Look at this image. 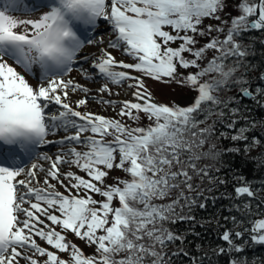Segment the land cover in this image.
Masks as SVG:
<instances>
[{"label":"snow or ice","instance_id":"1","mask_svg":"<svg viewBox=\"0 0 264 264\" xmlns=\"http://www.w3.org/2000/svg\"><path fill=\"white\" fill-rule=\"evenodd\" d=\"M22 5L25 0H6L0 9V264H171L172 257L190 256L182 248L186 237L165 224L195 221L192 209L206 208L207 200L198 202L186 192L203 197L211 188L202 189L192 181H215L211 173L220 171L216 164L222 163L221 157L240 152L211 142L215 123L199 125L213 115L222 120L223 109L236 97L224 100L220 93L247 84L245 75H236L251 68L247 57L252 45L243 36L264 32V0H238L233 5L238 14L222 21L229 25L224 38L211 37L199 48L196 35L224 32L220 26L208 25L206 30L200 26L206 18L221 20L227 0H38L35 8L25 6L26 11H40L38 18L10 14ZM101 20L109 26L107 48L120 50L132 62L117 60L101 47L91 61V75L102 79L97 89L101 95H112L111 86L131 81L127 88L132 98L121 101L117 113L131 124L78 111L87 105L86 97L77 100L75 108L67 102L69 89L89 91L64 77L79 60L87 59L78 55L86 45L103 44V36L95 38ZM209 50L217 55L201 66ZM34 67L39 68L38 75ZM190 68L197 71H181ZM259 79L264 80V74ZM148 80L176 83L195 95L185 105L159 103ZM239 94L252 96L253 91L241 87ZM255 94L264 95V89L257 88ZM98 102L116 108L114 101ZM53 104L59 106L57 112L51 111ZM230 113L232 141H242L245 153L252 146H264L259 137L247 135L250 125L236 128L238 108ZM141 114L149 121L145 126H139ZM60 132L64 135L58 140L48 139ZM51 144L60 146L54 156L37 153ZM30 160L47 161L49 167L39 163L28 167ZM200 160L215 163L198 167ZM62 165L69 170L62 171ZM114 170L130 179L111 176ZM40 172L45 173L42 180ZM109 179L115 183H107ZM239 179L244 183L235 188L236 197L253 198L251 185L244 177ZM157 199L170 202L153 203ZM245 231L247 242L264 246L262 218L236 232L235 240L230 230L225 231L221 239L228 251H244L235 241L242 240ZM69 233L92 252L85 253L70 241ZM177 241L179 251L164 252ZM225 251L219 248L216 254ZM230 264L248 262L233 258Z\"/></svg>","mask_w":264,"mask_h":264},{"label":"trees","instance_id":"2","mask_svg":"<svg viewBox=\"0 0 264 264\" xmlns=\"http://www.w3.org/2000/svg\"><path fill=\"white\" fill-rule=\"evenodd\" d=\"M238 2L234 0L233 3H227L223 13H220L222 17L236 16L238 13L233 9V5ZM230 14V15H228ZM229 25H220L224 28L223 36L226 35ZM213 28H215L213 26ZM224 38V37H223ZM223 38H220L221 40ZM195 39H199L195 36ZM245 42L252 45L251 52L247 57V63L251 65V68L244 73L241 69L236 75H245L247 84L245 85H232L228 90L220 93L221 98L227 100L231 97L236 99L229 105V108H224L225 116L223 119H218L213 115L205 124L199 125L200 128L207 127L209 124L215 123L216 134L211 142L217 144L218 148H239L240 152L235 151L227 153L221 157L222 163L216 164V167L220 168L219 172L212 171V175L216 177L215 181H209L207 178L200 181L196 178L192 181L194 185H199L200 188H211V191H205L203 197H200L197 192H186L188 196H196L198 202L207 200V207L200 209L194 207L191 214L196 217L195 221H183L175 224L166 223L165 226L170 228L174 233L186 237L182 248L188 252L190 256H175L171 259V264H190L194 261V264H230L233 258L240 261H247L248 264H264V246L254 245L249 242V233L244 232L242 240H236V243H241L244 246L242 253H236L234 251H228L226 242L221 239L222 234L225 231L230 230L233 233V239L235 240V233L238 231H244L251 225L254 220L264 218V146H252L247 153L243 150V142H235L231 140V135L235 133V129H229L228 123L234 117L230 113L231 108H238L239 115L235 117L237 120L236 128H242L250 125V130L247 132L249 137H259L261 141H264V95L258 97L254 94V91L264 89V80L259 77L264 73V47L260 43L264 40V32L250 31L243 36ZM197 43L196 47L199 48L205 43ZM217 55L214 50H209L205 54L204 60H202L201 66L205 65L208 60ZM195 72V71H190ZM205 80L210 77H204ZM241 87H248L253 91L252 97L241 96L239 89ZM141 120L139 126H145L149 123L146 117L141 114ZM122 122L131 124L130 121L124 119ZM255 121L252 125L251 122ZM137 126V125H132ZM220 133H224L223 137H220ZM110 139V138H109ZM204 150H207L205 148ZM186 154L182 156V159H186ZM258 158V159H253ZM197 163L198 167H203L205 164H213L215 162L211 160H200ZM173 170H176L174 168ZM191 172V170L189 169ZM115 177H121L123 179H130L124 172L116 170ZM240 177H244L251 185L255 196L248 198L242 196L236 197L235 188L244 181L240 180ZM219 180L227 181L224 184H220ZM112 183L115 181L112 180ZM176 191L172 192V197L176 196ZM94 199L100 200L101 197H95ZM170 200H154L153 203L165 204ZM179 211V209H177ZM187 209L185 213L187 214ZM68 239L73 242L75 237L67 234ZM179 241L175 244H169L164 248V252L173 253L179 251ZM219 248H225L226 251L223 255H217ZM85 253H89L83 250ZM90 254V253H89Z\"/></svg>","mask_w":264,"mask_h":264},{"label":"rangeland","instance_id":"3","mask_svg":"<svg viewBox=\"0 0 264 264\" xmlns=\"http://www.w3.org/2000/svg\"><path fill=\"white\" fill-rule=\"evenodd\" d=\"M233 2H234V0H227V3H233ZM36 3H37V0H34V2L32 4L30 3V1L25 0V5L21 6V8H23L22 9L23 11H20V10L19 11H12V12H10V14L14 15L17 19H36L41 14L40 11H31V12H29V11L25 10V6L29 7V5H30L31 8H35ZM5 4H6V0H0V9L4 8ZM230 18L231 17H229V16L228 17H222L221 20L207 19L206 18V19H204L202 21V24H201L200 27L202 29L206 30L208 25H212L214 27H217V26H220V25H226V24H223L222 21H224V20H229L230 21ZM105 23L106 22H104L102 20L98 22V27H97L96 33H95L96 36H99V35L101 36V33L99 34V32H100L99 30L102 27V25H104ZM165 30L166 31H171V29H169V28H166ZM82 31H81V35H86V33L84 31L83 32ZM217 36L219 38H223L224 37L221 33H218L216 31H213L210 35H205V36L196 35V37L199 39L198 40L199 43H204V42L208 41L211 37H217ZM178 43L179 42H177V44H174L172 46L176 47V46H178ZM110 50H111V54L113 56H115V58L117 60H123V61L129 62V63L132 62L131 58L128 57V56H125L120 50L111 49V48H110ZM184 55L187 56V53H185ZM189 58H191V57H189ZM88 65H89L88 62L87 63H85V62L77 63L74 66V70L71 73H69L66 77H64V79H66V80L67 79H71V80L74 81V83H78L80 85L82 83L86 84V85L97 84L100 87L102 82H103L102 79L99 76L93 77L91 75V73H93L94 70L91 67L87 68L86 66H88ZM83 67H84V69H83ZM81 69H83L84 71H81ZM17 70L22 72V69H19L18 67H17ZM33 71L37 75L39 74V68L38 67H34ZM181 71H184L185 73H187V72H190V71H197V69L190 68V69L181 70ZM22 74H23V72H22ZM86 74H87V78H86ZM133 74L134 75H138L136 73H133ZM25 75L29 79L30 83L35 84V79L32 76H29L27 74H25ZM128 83H131V81H126L122 86H111L112 93H113L112 95H108V94L101 95L100 93L97 92V90H92L91 93H90L92 95H88L87 93H84L82 91H72L71 89H69V95H70V92L72 91V92L81 93L82 94V98H85V97L87 98V100H88L87 105L79 108V110L81 112L90 111V112H93V113H96V114H99V115H102V116H106V117H110V118L114 117L116 119H120V120L124 121V118L119 117L117 115V113H118L119 108L121 106L120 102L123 101V100H127V99H131L132 98L131 95H130L132 90L127 88V84ZM147 83H148V87L151 89L153 95L155 96L156 101L159 102V103L169 104L172 101H175V103L177 105H185L191 100L192 96L195 95L194 92H191L187 88L182 87V86H180V85H178L176 83H164V82H156V81H152V80H148ZM116 92H119L120 95H118V96L115 95ZM254 94H255V91H254ZM101 100L114 101L115 105H116L115 110H113V108L108 106L107 104H103V103H99L98 102V101H101ZM58 107L59 106H57V105H51V111L52 112H57ZM53 138H54V136H49L48 137V139H50V140H53ZM54 146L55 145L52 144V145H47L45 147L39 148V149H37V153L47 154L49 151L53 150ZM43 162H44L43 160H30V161L27 162V165L30 167L31 163H39L40 164V163H43ZM64 166H65V170L68 171L69 170L68 166L67 165H64ZM71 170L72 171H76L77 174L84 175L83 173L78 172V170L75 169V168H73ZM38 175H39V177L42 180L43 177H44L43 176L44 173L40 172V173H38ZM110 175L111 176H115L116 175V170H114ZM53 183H55V182L53 181ZM107 183L111 184L112 180L109 179L107 181ZM59 190L62 191V192L64 191L63 188H60ZM95 197H98V196H95ZM57 230H59V229H57ZM69 235L73 236L70 233H69ZM73 242L75 244L79 245L83 250H86L89 253L92 252V249L87 247L83 241H80V240L75 238V239H73ZM44 246L47 247L46 245H44ZM62 255H64V254H62ZM64 258H66V255L64 256Z\"/></svg>","mask_w":264,"mask_h":264},{"label":"bare ground","instance_id":"4","mask_svg":"<svg viewBox=\"0 0 264 264\" xmlns=\"http://www.w3.org/2000/svg\"><path fill=\"white\" fill-rule=\"evenodd\" d=\"M99 34L101 33V36H103V44H92V45H86L85 48L81 51V53H79L78 55L80 57H87V59H81L79 60L78 63H87L88 62V66H86L87 68H90L91 67V61L93 59H95L98 55H99V48L103 47V48H107V43H108V39H109V35H108V32H109V26L107 25V23H105L104 25H102V27L100 28L99 30ZM103 34V35H102ZM101 36H96L95 35V38L97 41H99L101 39ZM114 39V37H113ZM107 50L109 52H111L110 48H107ZM85 67V68H86ZM84 69V67H83ZM83 87L89 89L88 91V95H92L90 94L92 90H97L99 88V86L97 84H90V85H86V84H81ZM100 85V84H99ZM128 91V90H127ZM129 92V91H128ZM127 92V93H128ZM82 98V94L81 93H77V92H70V95H69V100L67 102L71 103L72 106L75 108V102L79 99ZM55 105V104H53ZM78 111H80L79 109H77ZM64 133L63 132H60L59 133V136H54L53 140H58L60 136H63ZM52 139V138H51ZM52 145V144H51ZM55 145L53 150L49 151L47 154L48 155H52L54 156L59 150H60V146L58 144H53ZM41 165L44 166L45 169H47L49 167V162L47 161H44L43 163H40ZM28 166V165H27ZM29 167V166H28ZM62 171H66L65 170V166L62 165ZM43 173V172H41ZM45 175V173H44ZM43 175V176H44ZM21 178H24L23 176Z\"/></svg>","mask_w":264,"mask_h":264},{"label":"flooded vegetation","instance_id":"5","mask_svg":"<svg viewBox=\"0 0 264 264\" xmlns=\"http://www.w3.org/2000/svg\"><path fill=\"white\" fill-rule=\"evenodd\" d=\"M263 47H264V44H263ZM252 96H253V95H252ZM252 96H251V97H252ZM249 98H250V97H249Z\"/></svg>","mask_w":264,"mask_h":264},{"label":"water","instance_id":"6","mask_svg":"<svg viewBox=\"0 0 264 264\" xmlns=\"http://www.w3.org/2000/svg\"><path fill=\"white\" fill-rule=\"evenodd\" d=\"M264 74V73H263ZM247 97H251V96H247Z\"/></svg>","mask_w":264,"mask_h":264}]
</instances>
